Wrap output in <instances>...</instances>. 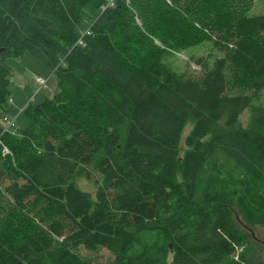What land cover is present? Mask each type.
Wrapping results in <instances>:
<instances>
[{
	"label": "trees",
	"instance_id": "16d2710c",
	"mask_svg": "<svg viewBox=\"0 0 264 264\" xmlns=\"http://www.w3.org/2000/svg\"><path fill=\"white\" fill-rule=\"evenodd\" d=\"M252 4L0 0V264H92L81 249H107L108 264H264V14ZM153 37L223 53L177 73ZM26 53L58 88L21 111L8 60ZM95 158L93 202L74 180Z\"/></svg>",
	"mask_w": 264,
	"mask_h": 264
},
{
	"label": "rangeland",
	"instance_id": "374dc122",
	"mask_svg": "<svg viewBox=\"0 0 264 264\" xmlns=\"http://www.w3.org/2000/svg\"><path fill=\"white\" fill-rule=\"evenodd\" d=\"M252 3V12H250V14H264V0H252ZM89 13L90 18H84L80 25L85 30L89 28L91 17L93 16L92 12ZM150 44L162 47L164 52L162 54L163 62L177 73H182L185 70H191L192 72L204 70L205 67L199 62L203 58H205L207 63L206 68H210L214 62V57L218 58L223 53L220 49L213 48L214 45L220 43H215V41L212 40H205L203 43L196 40L185 46L175 47L176 45L172 44L164 45L160 40L153 37L151 38ZM211 53H213L214 57L210 58L209 56ZM8 63L14 70V78L12 79L14 83V92L11 99L21 111L27 104L38 103L46 97L52 98L57 92L58 80L56 77L52 76L51 69L33 57L30 53H26L21 59H9ZM35 79H41V81L37 82ZM255 105L258 107L264 106V93L262 94L260 102L255 103ZM253 109L254 108H249L242 113L239 119L240 125L247 127L250 123ZM29 124V119L24 113H21L17 118V127L24 130ZM192 126L193 122L191 121L186 126L181 136L180 155L182 157L189 150L188 146L185 144V140L191 133ZM221 127L224 128V125L215 126L212 132L216 134L221 130ZM213 133L205 140L211 139ZM98 163L99 158H95L89 165L82 167L74 180L80 189L91 194L93 202H96V195L103 184V177L99 172ZM258 234V236L264 240V227L258 229ZM147 239H151V236H148ZM261 252L264 254V247L261 248ZM80 253L90 259L92 264H108L114 258V255L107 249H101L99 252H88L85 249H81Z\"/></svg>",
	"mask_w": 264,
	"mask_h": 264
},
{
	"label": "built area",
	"instance_id": "2783aa9c",
	"mask_svg": "<svg viewBox=\"0 0 264 264\" xmlns=\"http://www.w3.org/2000/svg\"><path fill=\"white\" fill-rule=\"evenodd\" d=\"M43 82V81H42Z\"/></svg>",
	"mask_w": 264,
	"mask_h": 264
}]
</instances>
